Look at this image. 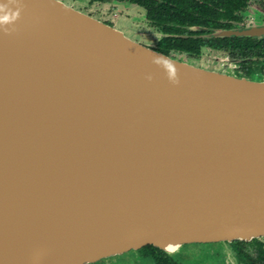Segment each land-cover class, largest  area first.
Segmentation results:
<instances>
[{
  "label": "water",
  "instance_id": "obj_1",
  "mask_svg": "<svg viewBox=\"0 0 264 264\" xmlns=\"http://www.w3.org/2000/svg\"><path fill=\"white\" fill-rule=\"evenodd\" d=\"M0 4L20 11L0 26V264L264 236V80L173 58L61 0Z\"/></svg>",
  "mask_w": 264,
  "mask_h": 264
},
{
  "label": "flooded vegetation",
  "instance_id": "obj_2",
  "mask_svg": "<svg viewBox=\"0 0 264 264\" xmlns=\"http://www.w3.org/2000/svg\"><path fill=\"white\" fill-rule=\"evenodd\" d=\"M61 1L75 6L69 0ZM87 2L92 7L84 12L120 29L124 34L127 32L137 36L140 38L137 41L143 45L161 52L160 42L164 36L199 39V51L169 48L165 54L195 66L204 67L202 63H213L238 76L264 80V37H250L253 40L240 44L235 41L236 36H210L213 29L217 28H242L252 24H264V0L206 1L213 8L206 18L219 21L221 25L182 24L175 26L180 28L179 34L161 32L150 18V11L155 9L152 4L155 6L161 4L168 10V7L179 4L176 0H87ZM201 2L191 0L193 4ZM146 4L151 6L146 7ZM137 17L139 20L135 22ZM87 264H264V236L250 240L189 242L172 252L146 244Z\"/></svg>",
  "mask_w": 264,
  "mask_h": 264
},
{
  "label": "trees",
  "instance_id": "obj_3",
  "mask_svg": "<svg viewBox=\"0 0 264 264\" xmlns=\"http://www.w3.org/2000/svg\"><path fill=\"white\" fill-rule=\"evenodd\" d=\"M143 1V0H142ZM179 4L173 7L154 5V10L150 11L151 21L161 30L163 33H180V28L175 27L179 25H200V26H219L221 22L214 19H207L206 16L213 10L212 5L206 3L211 0H201V3L193 4L191 0H176ZM151 5L146 4V7ZM173 10V11H172ZM196 12V13H192ZM202 13H205L202 15ZM218 16L220 13L218 12ZM175 24V25H173ZM215 40V39H213ZM221 41L220 39H217ZM247 40H253L250 37H237L235 41L237 43H243ZM199 39L184 38L181 36L167 35L161 39L160 51L167 53L169 48H176L180 50L190 49L193 51H199ZM222 42V41H221ZM226 44V43H225ZM227 46V44H226ZM228 47V46H227ZM168 48V49H167Z\"/></svg>",
  "mask_w": 264,
  "mask_h": 264
},
{
  "label": "clouds",
  "instance_id": "obj_4",
  "mask_svg": "<svg viewBox=\"0 0 264 264\" xmlns=\"http://www.w3.org/2000/svg\"><path fill=\"white\" fill-rule=\"evenodd\" d=\"M9 4H17L18 0H8ZM20 15L19 8L13 11L11 8L8 7L7 4H0V26L11 24L12 22L16 21ZM5 32L10 31L8 28H4ZM159 64V61H156ZM166 69L167 75L173 83H178L177 71L171 65L165 62L163 65ZM152 77L149 76L148 79Z\"/></svg>",
  "mask_w": 264,
  "mask_h": 264
},
{
  "label": "rangeland",
  "instance_id": "obj_5",
  "mask_svg": "<svg viewBox=\"0 0 264 264\" xmlns=\"http://www.w3.org/2000/svg\"><path fill=\"white\" fill-rule=\"evenodd\" d=\"M70 3H73L75 6V8H78L80 10L83 11H89V9H91V5H89V3L87 2V0H69ZM92 11V10H91ZM139 20V18H135V22H137ZM125 35L129 36L130 38L134 39V40H140V38H138L137 36H133L131 33H127L125 32ZM204 68H210V69H216V70H224L223 68H221L220 66L213 64V63H202Z\"/></svg>",
  "mask_w": 264,
  "mask_h": 264
}]
</instances>
